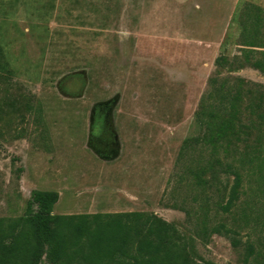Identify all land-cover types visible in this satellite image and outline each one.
Wrapping results in <instances>:
<instances>
[{
	"label": "rangeland",
	"instance_id": "obj_1",
	"mask_svg": "<svg viewBox=\"0 0 264 264\" xmlns=\"http://www.w3.org/2000/svg\"><path fill=\"white\" fill-rule=\"evenodd\" d=\"M255 6L0 0V239L30 237L16 264L37 249L36 191L56 198V216L155 215L176 228L185 264H264V152L230 200L234 175L218 162L238 157L214 142L213 80L264 86L246 63L218 67L241 55L244 27H264ZM40 251L36 264H51Z\"/></svg>",
	"mask_w": 264,
	"mask_h": 264
},
{
	"label": "trees",
	"instance_id": "obj_2",
	"mask_svg": "<svg viewBox=\"0 0 264 264\" xmlns=\"http://www.w3.org/2000/svg\"><path fill=\"white\" fill-rule=\"evenodd\" d=\"M255 7L264 14L263 7ZM260 19L258 16V22ZM255 31L254 34V29L244 27L245 48L240 50L241 55L233 59L221 56L218 67L246 63L264 74V46L256 44L264 27L258 26ZM260 47L263 50H258ZM213 83L219 92L214 142L219 141L225 152L232 149L238 157L236 166L220 161L218 165L225 167V173H233L235 184L230 200H236L243 183L241 171L254 166L264 152V86L241 79L231 86L227 77L214 79ZM251 138L255 142H250ZM55 202L50 193H33L35 209L27 222L37 249L32 250L27 264L38 262L42 246H47L51 264H185L176 228L155 215L131 212L61 217L53 214ZM23 238L25 246L30 241L25 232L11 237L9 242L0 239V264H16Z\"/></svg>",
	"mask_w": 264,
	"mask_h": 264
},
{
	"label": "flooded vegetation",
	"instance_id": "obj_3",
	"mask_svg": "<svg viewBox=\"0 0 264 264\" xmlns=\"http://www.w3.org/2000/svg\"><path fill=\"white\" fill-rule=\"evenodd\" d=\"M101 124V123H100Z\"/></svg>",
	"mask_w": 264,
	"mask_h": 264
}]
</instances>
